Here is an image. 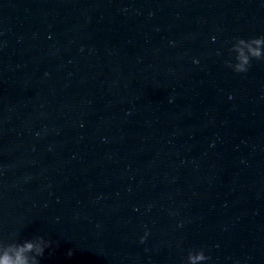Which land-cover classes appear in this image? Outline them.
<instances>
[{
  "label": "clouds",
  "instance_id": "9594fccd",
  "mask_svg": "<svg viewBox=\"0 0 264 264\" xmlns=\"http://www.w3.org/2000/svg\"><path fill=\"white\" fill-rule=\"evenodd\" d=\"M230 53L234 54V63L230 60L226 64L236 73H246L252 60H264V36L249 39L236 38ZM148 233L141 237L143 243ZM51 242L43 237L33 240H24L22 243L15 241L5 243L0 240V264H39V257L44 255L45 249ZM71 251L68 252L70 256ZM187 264H203L208 257L201 251H190L187 255Z\"/></svg>",
  "mask_w": 264,
  "mask_h": 264
}]
</instances>
